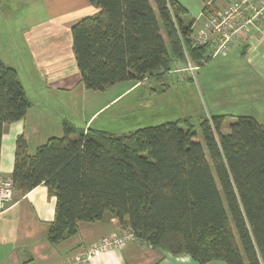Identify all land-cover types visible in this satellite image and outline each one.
Instances as JSON below:
<instances>
[{"label": "trees", "instance_id": "obj_1", "mask_svg": "<svg viewBox=\"0 0 264 264\" xmlns=\"http://www.w3.org/2000/svg\"><path fill=\"white\" fill-rule=\"evenodd\" d=\"M152 1L89 0L98 11L71 26L86 89L154 78L163 91L175 61L187 56L199 66L210 58L205 45L191 44L192 23L181 19L188 11L179 1ZM30 105L16 70L0 57V141L4 125ZM182 120L85 133L64 121L63 135L33 154L18 135L9 178L20 196L39 184L55 196L46 235L52 245L74 236L80 222L109 215L138 239L200 264H264V123L239 115L222 133V115L202 118L201 142Z\"/></svg>", "mask_w": 264, "mask_h": 264}, {"label": "crops", "instance_id": "obj_2", "mask_svg": "<svg viewBox=\"0 0 264 264\" xmlns=\"http://www.w3.org/2000/svg\"><path fill=\"white\" fill-rule=\"evenodd\" d=\"M204 1L205 10L199 12L196 19L191 20L190 37L198 34L207 17L213 13H219L233 0ZM179 2L183 5L180 0ZM48 3L56 4L51 18L27 25L28 27L21 34L22 42L15 43L17 45V48L14 47L15 51L12 48V51L7 53V56L14 55L16 57L14 60L9 61L3 58L4 52L0 47L2 61L16 70L26 97L31 103L22 119L7 123L3 127L0 141V180L10 177L18 135H22L25 140L26 152L33 154L36 148L49 138L63 135L64 121H68L78 132L80 130L76 128V122L73 119L70 120L64 112H57L56 109L59 103L65 102V106L73 114L74 111L79 113L80 108L84 109L82 107L84 101L90 102L91 99L90 90L86 89L81 81L72 51L71 26L79 19L96 13L99 8L89 0H48ZM201 3V0L198 1V4L201 5ZM183 6L187 9L185 5ZM215 39L216 36L213 34L206 44L209 51ZM230 49L239 50L247 55L246 64L261 78L258 82L261 89L257 87L256 80L250 79L242 81L245 87L252 88L256 94L264 95V47L255 29L251 28L246 33L237 35ZM228 53L229 51L219 56L225 57ZM21 55L27 59L23 66L20 65ZM184 63L175 61L173 66H183ZM185 73L174 75L184 78ZM120 85L121 89L119 87L120 90L113 96L104 100L98 107H92L87 118L79 117L78 123L83 122V125L87 126L82 128L84 133L92 124L91 119L98 111L113 101L121 99L124 94L127 95L140 87L143 88L142 94L145 91L150 94L149 89L155 92L148 79L140 82L121 81L113 86ZM27 87L30 89V95ZM45 93L54 95L47 97ZM75 136L76 133L71 135V137ZM54 209L55 196L44 184L35 186L21 196L14 191L12 200L0 211V264H60L98 239L125 226L117 218L109 215L101 220L80 222L78 232L74 236L52 245L47 241L46 235L49 223L54 216ZM90 264L200 263L187 254L172 255L137 239L128 241L121 247L99 251L92 257ZM205 264L226 263L222 260H211Z\"/></svg>", "mask_w": 264, "mask_h": 264}, {"label": "rangeland", "instance_id": "obj_3", "mask_svg": "<svg viewBox=\"0 0 264 264\" xmlns=\"http://www.w3.org/2000/svg\"><path fill=\"white\" fill-rule=\"evenodd\" d=\"M180 1L188 9V13L181 16L185 23L197 18L205 2L201 0L200 5L198 4L200 0ZM150 2L153 5V1ZM55 6V3L50 5L48 0H0V47L4 52L3 58L14 60L16 57L7 56V53L11 52L12 48L15 51L14 47L17 48L15 43L22 42L21 34L28 27L27 25L51 18ZM161 32L167 42L162 28ZM209 52V47L205 45V53L209 55ZM220 56L208 59L193 72H186L184 78L175 76L174 73H166L163 77L166 88L163 91H160L163 87L160 86V82L150 78L155 92L148 88L151 93L145 91L142 94L143 88L140 87L127 95L124 94L121 99L98 111L91 119L90 127L121 132L187 118V121L182 120L179 123L182 126L190 123L202 142L199 128V120L202 118L222 115V133L229 131V124L239 115H251L258 122L264 123V95L256 94L250 87L247 89L242 82L244 79L256 80L258 85L256 86L262 88L258 84L261 78L246 64L247 55L239 50L230 49L227 56ZM19 58H21L20 65L23 66L27 59L24 55ZM119 87L121 89L122 86L112 85L103 91L90 90V102L85 100L82 105L84 109L80 108L79 113L74 111L73 114L65 106V102L59 103L56 111L64 112L70 120L76 122V128L82 130L87 126L83 125L82 121L78 123L79 117L87 118L92 107H98L104 100L113 96L120 90ZM27 92L30 95L28 87ZM46 95L49 97L54 94Z\"/></svg>", "mask_w": 264, "mask_h": 264}, {"label": "built area", "instance_id": "obj_4", "mask_svg": "<svg viewBox=\"0 0 264 264\" xmlns=\"http://www.w3.org/2000/svg\"><path fill=\"white\" fill-rule=\"evenodd\" d=\"M251 28L255 29L264 47V0H233L226 4L219 13H213L207 17L198 34L190 37L191 44L193 46L206 45L214 34L216 39L209 52V57H217L230 50L237 35L246 33ZM198 67L186 56L183 66H173L170 73L193 72ZM13 193L14 183L11 178H2L0 180V211L12 200ZM137 239L131 229L122 227L98 239L60 264H90L92 257L99 251L121 247L128 241Z\"/></svg>", "mask_w": 264, "mask_h": 264}]
</instances>
